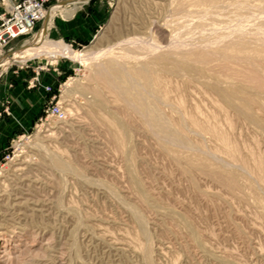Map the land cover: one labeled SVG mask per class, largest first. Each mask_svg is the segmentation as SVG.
I'll return each instance as SVG.
<instances>
[{
    "label": "rangeland",
    "instance_id": "1",
    "mask_svg": "<svg viewBox=\"0 0 264 264\" xmlns=\"http://www.w3.org/2000/svg\"><path fill=\"white\" fill-rule=\"evenodd\" d=\"M62 1L0 47L88 55L0 67V264H264V0Z\"/></svg>",
    "mask_w": 264,
    "mask_h": 264
},
{
    "label": "built area",
    "instance_id": "2",
    "mask_svg": "<svg viewBox=\"0 0 264 264\" xmlns=\"http://www.w3.org/2000/svg\"><path fill=\"white\" fill-rule=\"evenodd\" d=\"M1 1L3 11L0 13V47L3 48L13 40L32 32L37 21L45 17L46 4L51 0ZM48 111L56 118L65 116V111L60 105L53 106Z\"/></svg>",
    "mask_w": 264,
    "mask_h": 264
},
{
    "label": "bare ground",
    "instance_id": "3",
    "mask_svg": "<svg viewBox=\"0 0 264 264\" xmlns=\"http://www.w3.org/2000/svg\"><path fill=\"white\" fill-rule=\"evenodd\" d=\"M72 1H73L72 4L76 5L79 0H72ZM60 8H63V7L60 6V5H55L50 11H48V13H47L48 19H47L45 25L48 26L49 21L51 20V17L56 12V10H58ZM69 8H70V6H69ZM70 9H72V8H70ZM67 11H69V10H67ZM67 11H65V14H66ZM69 13L67 12V14H69ZM45 30H46V27L41 29L38 32L35 41L32 42V43H30V42L29 43H25L21 50H17L14 53V56L7 57V58L3 59L0 62V67L5 68L9 64V62H11L13 60L14 61H16V60L17 61H23V60H25V59H27V58H29L31 56H34V55L35 56L46 55V56H50V57L53 56L55 58H58L59 56H67V57H70V58H73V59H82V60L85 59V58H88L87 52L85 53V52H81V51H75L72 48H70L69 45H67L64 42L54 41L52 39L51 40L48 39ZM141 71H143L145 73V74L142 73L143 76L147 74L146 73L147 71H144V70H141ZM144 77L146 78L147 75L144 76Z\"/></svg>",
    "mask_w": 264,
    "mask_h": 264
},
{
    "label": "crops",
    "instance_id": "4",
    "mask_svg": "<svg viewBox=\"0 0 264 264\" xmlns=\"http://www.w3.org/2000/svg\"><path fill=\"white\" fill-rule=\"evenodd\" d=\"M62 4H70V3H64V0L61 2ZM27 96V95H26ZM27 102V106L25 108H20L18 105H16L14 102L11 104V111H12V115L13 117L16 119V118H20L22 119L23 121V118H25L26 116H28V112H32L33 110L37 109V107L40 105L39 102L37 103H34L35 106L31 107L28 100L26 101ZM33 109V110H32ZM5 112V111H4ZM11 126L8 127L10 130L12 129H16L18 126L17 123H20L19 121H15L14 119H11Z\"/></svg>",
    "mask_w": 264,
    "mask_h": 264
},
{
    "label": "water",
    "instance_id": "5",
    "mask_svg": "<svg viewBox=\"0 0 264 264\" xmlns=\"http://www.w3.org/2000/svg\"><path fill=\"white\" fill-rule=\"evenodd\" d=\"M73 2L72 0H65L64 3H70Z\"/></svg>",
    "mask_w": 264,
    "mask_h": 264
}]
</instances>
